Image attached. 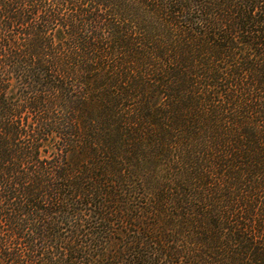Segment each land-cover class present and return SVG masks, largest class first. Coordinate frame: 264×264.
Masks as SVG:
<instances>
[{
  "label": "trees",
  "instance_id": "trees-1",
  "mask_svg": "<svg viewBox=\"0 0 264 264\" xmlns=\"http://www.w3.org/2000/svg\"><path fill=\"white\" fill-rule=\"evenodd\" d=\"M0 264H264V0H0Z\"/></svg>",
  "mask_w": 264,
  "mask_h": 264
}]
</instances>
